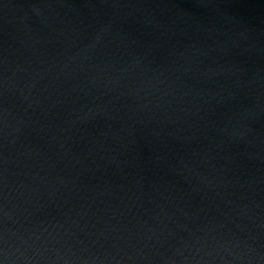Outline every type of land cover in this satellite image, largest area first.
Returning a JSON list of instances; mask_svg holds the SVG:
<instances>
[{
    "label": "water",
    "instance_id": "1",
    "mask_svg": "<svg viewBox=\"0 0 264 264\" xmlns=\"http://www.w3.org/2000/svg\"><path fill=\"white\" fill-rule=\"evenodd\" d=\"M0 264H264V0H0Z\"/></svg>",
    "mask_w": 264,
    "mask_h": 264
}]
</instances>
